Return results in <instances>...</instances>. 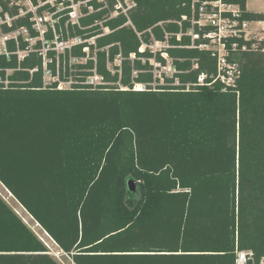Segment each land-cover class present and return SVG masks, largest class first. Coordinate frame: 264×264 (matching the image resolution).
Returning a JSON list of instances; mask_svg holds the SVG:
<instances>
[{"label": "trees", "instance_id": "obj_1", "mask_svg": "<svg viewBox=\"0 0 264 264\" xmlns=\"http://www.w3.org/2000/svg\"><path fill=\"white\" fill-rule=\"evenodd\" d=\"M133 1V27L124 17L105 23L112 32L96 39V64L79 66L80 84L69 89L44 86L37 54L21 63L0 55V80L12 70L0 83V184L73 264H236L237 251L259 264L264 40H227V60L240 74L222 91L212 82L216 56L197 47L207 41L195 28L191 48L186 35L192 0ZM221 1L238 7L240 23L264 22L247 0ZM152 41L167 42L175 69L155 87L149 61L163 67L166 59L139 51ZM7 47L16 50L12 41ZM107 54L111 62L121 55L120 73L107 69ZM47 68L55 73L54 64ZM94 68L105 84L83 85ZM0 264H59L1 197Z\"/></svg>", "mask_w": 264, "mask_h": 264}, {"label": "built area", "instance_id": "obj_2", "mask_svg": "<svg viewBox=\"0 0 264 264\" xmlns=\"http://www.w3.org/2000/svg\"><path fill=\"white\" fill-rule=\"evenodd\" d=\"M135 7L136 3L133 0H0V55H4L7 59L11 55H15L17 62L21 63L30 54H37L42 61L44 86L56 83V89L64 90L59 87V83L71 80V86L69 85V88H71L72 85L80 84L76 78L75 80L70 79L73 75L69 73L70 69L73 68L72 66L76 65L79 68V66L86 65L90 61L93 65L96 64V53L99 50L96 39L112 32L109 27L105 26V23L124 17L127 19L124 26H132L129 14ZM191 10V28L186 32V35L190 36L192 40L190 47L195 48L194 40L200 37V34L194 32V29L197 28L202 34L201 38L207 41L197 47L211 51L217 59L216 75L213 77L212 82L220 81L223 84L222 91H226L227 87L235 86V81L240 74L237 65L227 60L229 52L226 48V42L230 38H241L240 33L247 23L238 21L241 16L238 7L226 5L221 0H192ZM97 14H101V16L96 17L90 24H83L89 17ZM21 19L26 20L29 27L18 26L17 22ZM182 19L185 20L186 17H182ZM4 28L8 30L4 31ZM98 32L100 33L97 35H91V33ZM180 36L181 34H178L177 38L179 39ZM242 38L247 40V38ZM11 41L16 48L14 52H10L7 47L8 42ZM153 42L148 48L151 49L158 44L163 45L165 48L159 52L157 51V53H160L166 61L169 60L167 68H171L174 73L175 69L171 66V61L164 52L168 47L167 42ZM22 43L25 45L23 49L20 48ZM230 46L231 50L238 48L237 43H232ZM255 46L253 44L251 49ZM79 47L81 52L75 55L74 50ZM109 47L105 46L101 50H108ZM241 50L247 51L249 49L247 45H242ZM121 61L120 54L115 56L113 62L109 60L108 54L106 55V66L111 73H120V69L111 71L108 66L116 63V67L120 68ZM50 64L55 65L54 74L47 68ZM60 65H62L63 74L67 73V80L65 81L59 80ZM157 67H160V65L155 66V68ZM9 71L12 72V70H5L6 78L0 80V83L5 86L8 84L7 73ZM34 71L36 69L31 70L30 73ZM91 72L100 78V83L93 85L89 82L88 78H91L92 74L82 82L83 85H91L95 88L98 85L105 84L102 78L96 74L95 68ZM46 75H50L49 77L53 80L56 77L57 80L50 84L46 83L44 80ZM205 78L206 75H200L197 79L198 84L202 85ZM249 263L255 264L253 253L250 251H237L236 264ZM259 264H264V257L259 260Z\"/></svg>", "mask_w": 264, "mask_h": 264}, {"label": "rangeland", "instance_id": "obj_3", "mask_svg": "<svg viewBox=\"0 0 264 264\" xmlns=\"http://www.w3.org/2000/svg\"><path fill=\"white\" fill-rule=\"evenodd\" d=\"M248 11H250V12H264V0H248ZM253 25H257V24L252 23L250 28L252 27V28L256 29V26H253ZM250 28H248V26H246L243 29V31L240 33V35H242V37H244V38H247L248 40L251 39V40L255 41V40L259 39V38H253L256 33L253 30H251ZM258 28L263 29L262 25H260ZM262 39L264 40V38H262ZM153 43L154 42L152 41L151 44H153ZM146 46H147V49L149 50V52L153 53V54L157 53V51L159 52L160 50L165 48V47H163V45L158 44L156 47L154 46L151 49H149L148 46H150V45L143 44L141 46V50H139V51H141V52L144 51L146 49ZM149 64L152 65V67L154 68L152 71V74H153L154 80H155V82L153 83V87H155L157 85H165V84H167L166 79L172 78L173 70L171 68H167L169 66V60L166 61V64L164 67L155 68V66H157L158 63H156L153 59H151L149 61ZM116 65L117 64L114 63L108 67L111 71H115ZM72 67L73 68L70 69L71 71H69V73H72L73 75L71 76L70 79L75 80V78L80 77V75H79L80 73L85 71L84 69H79L78 66H76V65H74ZM61 72H62V70H61ZM11 74H12V72L9 71L7 73V77L9 78ZM92 74H93V76L91 78H88L89 82L92 83L93 85L100 83V78L95 76V73H92ZM135 75H136V73L134 72L133 76H135ZM49 76L50 75L44 76V80L46 83L50 84V83L57 80L56 77L54 78L55 80H53ZM70 81L71 80H69V81L67 80V82L59 83V87H62V89L69 88V85L71 83ZM0 197L18 215V217L37 235V237L44 243L45 247L48 249L49 254L59 264H73L71 259L67 255H65L58 248V246H56V244H54V242L44 232L41 231L40 227L36 223H34V221L31 220V218L25 213V211L11 197V195L3 188V186L1 184H0Z\"/></svg>", "mask_w": 264, "mask_h": 264}, {"label": "crops", "instance_id": "obj_4", "mask_svg": "<svg viewBox=\"0 0 264 264\" xmlns=\"http://www.w3.org/2000/svg\"><path fill=\"white\" fill-rule=\"evenodd\" d=\"M246 10L248 11V0L246 2ZM252 23L257 24V25H253V26H256V29H254L252 27L250 28ZM260 25H262L263 29L258 28ZM246 26H248V28H250L251 30H253L256 33L253 38H259L257 40H262V38H264V22H251V23H247Z\"/></svg>", "mask_w": 264, "mask_h": 264}, {"label": "water", "instance_id": "obj_5", "mask_svg": "<svg viewBox=\"0 0 264 264\" xmlns=\"http://www.w3.org/2000/svg\"><path fill=\"white\" fill-rule=\"evenodd\" d=\"M128 187H129V191L130 192H134L135 191V183L133 181H128Z\"/></svg>", "mask_w": 264, "mask_h": 264}]
</instances>
